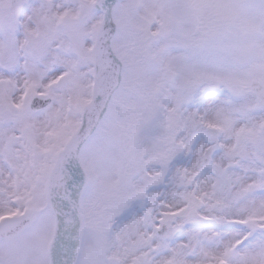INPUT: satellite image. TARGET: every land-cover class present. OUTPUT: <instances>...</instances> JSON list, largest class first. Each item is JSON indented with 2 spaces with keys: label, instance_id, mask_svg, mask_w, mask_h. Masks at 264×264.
Returning <instances> with one entry per match:
<instances>
[{
  "label": "snow or ice",
  "instance_id": "1",
  "mask_svg": "<svg viewBox=\"0 0 264 264\" xmlns=\"http://www.w3.org/2000/svg\"><path fill=\"white\" fill-rule=\"evenodd\" d=\"M0 264H264V0H0Z\"/></svg>",
  "mask_w": 264,
  "mask_h": 264
}]
</instances>
